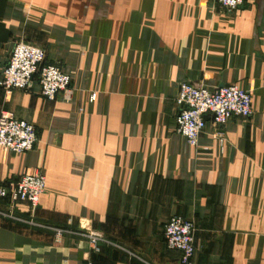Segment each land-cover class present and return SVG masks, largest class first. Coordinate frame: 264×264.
I'll list each match as a JSON object with an SVG mask.
<instances>
[{"label": "crops", "instance_id": "crops-1", "mask_svg": "<svg viewBox=\"0 0 264 264\" xmlns=\"http://www.w3.org/2000/svg\"><path fill=\"white\" fill-rule=\"evenodd\" d=\"M18 42L70 74V100H48L38 76L5 100ZM182 81L237 84L253 113L221 127L208 115L192 146L176 130ZM3 108L32 123L37 141L20 154L0 147V181L40 171L47 185L37 208L18 202L19 219L0 215V264H181L163 234L174 215L195 222L194 264H264V0L232 12L217 0H0ZM45 225L98 230L113 244L94 252Z\"/></svg>", "mask_w": 264, "mask_h": 264}, {"label": "built area", "instance_id": "built-area-1", "mask_svg": "<svg viewBox=\"0 0 264 264\" xmlns=\"http://www.w3.org/2000/svg\"><path fill=\"white\" fill-rule=\"evenodd\" d=\"M217 1L229 12L239 9L245 3V0ZM45 58V51L36 45L26 42L15 44L9 62L2 72L1 85L5 100L9 99L14 90L27 88L35 76H38L42 95L48 100H55L60 93L65 94L66 100L71 99L70 74L66 73L60 64L46 62ZM90 98L94 100L96 94H92ZM177 102L180 110L176 117V130L192 146L199 144L200 136L207 125L206 115H210L213 123L221 127L233 117H249L253 113L251 92L237 84L211 89L182 81L178 86ZM214 136L223 148L226 140L224 131L218 129ZM36 141L37 132L32 123L17 118L8 109L0 110L1 148L20 154L32 150ZM46 185V175L40 171L27 172L17 180L0 181V200H6L9 206L8 210L0 208V215L19 219L12 212V208L18 202H28L33 209L37 208ZM45 226L52 230L57 241H60L66 233L86 237L94 252H101L104 244H113L98 230ZM195 229L193 220L178 215L172 216L164 224L163 234L166 245L169 249L180 252L181 264H194Z\"/></svg>", "mask_w": 264, "mask_h": 264}, {"label": "water", "instance_id": "water-1", "mask_svg": "<svg viewBox=\"0 0 264 264\" xmlns=\"http://www.w3.org/2000/svg\"><path fill=\"white\" fill-rule=\"evenodd\" d=\"M205 118L207 119L208 118V115H206Z\"/></svg>", "mask_w": 264, "mask_h": 264}]
</instances>
